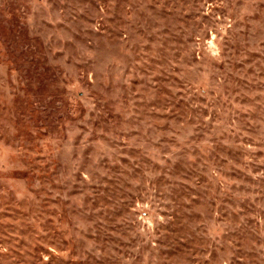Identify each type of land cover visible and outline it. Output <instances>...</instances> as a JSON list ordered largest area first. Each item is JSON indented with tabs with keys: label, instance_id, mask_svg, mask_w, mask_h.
<instances>
[{
	"label": "rangeland",
	"instance_id": "374dc122",
	"mask_svg": "<svg viewBox=\"0 0 264 264\" xmlns=\"http://www.w3.org/2000/svg\"><path fill=\"white\" fill-rule=\"evenodd\" d=\"M0 264H264V0H0Z\"/></svg>",
	"mask_w": 264,
	"mask_h": 264
}]
</instances>
